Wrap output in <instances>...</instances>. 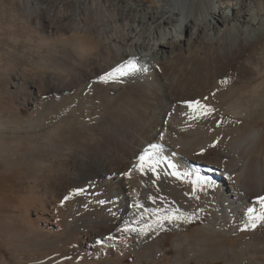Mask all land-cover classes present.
Returning a JSON list of instances; mask_svg holds the SVG:
<instances>
[{
	"label": "bare ground",
	"instance_id": "6f19581e",
	"mask_svg": "<svg viewBox=\"0 0 264 264\" xmlns=\"http://www.w3.org/2000/svg\"><path fill=\"white\" fill-rule=\"evenodd\" d=\"M23 3L26 18L34 17L41 23L37 27L41 25L50 37H58L57 42L73 49L70 64L66 62L69 67L63 68L74 74L72 79L57 74L43 85H25L22 101L31 118L23 124L0 115V194L33 193L36 180L45 175L43 189L52 198L63 193L74 174H80V179L91 177L96 187L89 205L92 225L86 222L88 226L82 230L71 226V200L63 206L54 203L51 213L44 212L52 200L46 197L38 212H31L34 209L25 202L17 204L22 209L18 217L22 228L18 233L10 231L14 234L8 233L9 238L30 236L47 241L45 237L52 231L68 225L66 235L52 242L71 241L76 244L74 249L94 256L102 254L99 244L108 235L124 250H138L144 245V258L150 260L162 254L159 230L170 228L177 233L173 246L181 251L179 256L184 252L213 256L207 264H219L218 257L230 264H264V223L255 229L246 227L247 209L261 211L257 197L264 196V128L255 126L264 122V0H59V5L43 16L39 15L38 0ZM68 32L72 33L70 38H66ZM47 40L40 42L46 44ZM258 56L262 60L255 65ZM130 60L136 66L134 72L100 79L108 73L107 65L114 69ZM49 93L58 95L64 105L61 107L70 110H66L68 115L63 111L67 116L63 114L60 120L59 115V123H54L48 134H42L43 142L37 143L38 133L33 135L28 128L34 126L31 123L44 108L42 95ZM190 100H200L213 111L198 115L184 103ZM100 118H107L99 123L102 133L90 128L92 119ZM249 122L254 124L247 127ZM62 130L68 135H61L64 138L56 142L54 138ZM84 144L98 151L103 146L107 155H80L82 147H87ZM152 144L158 145L150 151L159 163L155 172L147 168L141 172L134 165ZM38 145L46 150L39 147L43 153L39 152ZM52 166L58 174L49 172ZM13 170L33 184L22 190L6 188ZM140 173L171 188L174 201L171 196L170 213L162 209L166 201L160 207L157 201L142 199L137 188V181L143 179ZM197 176L211 178L214 186L201 185ZM105 200L106 206L102 204ZM208 207L209 216L200 227V236L194 239L186 228ZM171 213L174 217L165 220ZM183 259L180 264L192 263L189 257ZM0 264H10L1 253ZM137 264H143L141 259Z\"/></svg>",
	"mask_w": 264,
	"mask_h": 264
},
{
	"label": "rangeland",
	"instance_id": "374dc122",
	"mask_svg": "<svg viewBox=\"0 0 264 264\" xmlns=\"http://www.w3.org/2000/svg\"><path fill=\"white\" fill-rule=\"evenodd\" d=\"M38 2H39V6L41 7V9L39 10L40 16H43L44 12H47L49 9H54L57 5H59V0H38ZM40 2H42V3H40ZM70 5H69V7L71 8ZM22 12H24V14ZM26 14H27L26 8H25V4L23 3V0L22 1H20V0H0V115L7 117L8 119H10V120H12L18 124H20V123L23 124L25 121H27L26 120L27 118L28 119L31 118L30 113L28 111H26V106H24V101H22L23 96L26 97V95H24L25 90L23 89L25 85H26L25 87H27V86L31 87L33 82H35L37 84L40 83L39 85H43V84H45L46 81L52 80L50 77H52V78L54 77V79H55V76L57 74H60L62 76H68L69 75L70 78L72 79L73 74H74L73 73L74 71H71V70L68 71L69 68H67V70H65L66 68H63V67H69V66H66V62L68 64L69 63L68 60H72L70 58H73V56H74V55H72L73 49L71 47L66 48L65 47L66 44H63V42L58 41L59 43H61V44H59L57 42V40L59 39L58 37H57L58 39L56 37H52V36L50 37L47 34V32L44 30V28L40 25L41 23L39 21H37L34 17L32 19L29 16L26 18L25 17V16H27ZM23 16H24V18H22ZM30 22H31V24H30ZM38 23H40L39 25L41 26V28H40V26L37 27ZM40 29H42V30H40ZM66 34H68V35H66L67 37L65 36L66 38H68V36L70 38V35L72 36L71 32L70 33L68 32ZM47 35H48V37H47ZM52 38H54V39L56 38V39L54 40ZM47 39H49V40H47ZM41 40L42 41L47 40L48 43L46 41H45L46 44H44L43 42L41 43L40 42ZM41 44H43V45H41ZM39 54H41V55H39ZM73 54H74V52H73ZM41 56H43V57H41ZM57 57L59 60H56ZM44 58H45V60H44ZM60 58H61V60H65V62L63 61L64 62L63 64H62ZM46 59H47V61H46ZM261 60H262V58L258 56V58H256L254 64L256 65V63L258 62V65H259L261 63ZM38 61H39V63H38ZM56 61L60 62V64L62 66L59 64L61 66L60 67ZM39 65H41V66H39ZM60 68H61V71H60ZM112 68H113L112 66L107 65L106 70L108 69V72H109L110 70H112ZM66 71H68V72H66ZM58 72H60V73H58ZM43 73L46 74L47 76L44 75ZM53 75H55V76H53ZM24 81L27 83H25ZM46 95L45 94L42 95V96H44L41 99V101H43V102L40 103L41 106L42 105L44 106V108H40L41 106H39V108H40L39 114L41 115V116L40 115L39 116L41 117V121H40V117L38 116L37 117L38 120L36 119L37 121H34L31 123V125L34 124V126L30 125L31 127L28 128V130L31 134L37 136V133H38L39 136H37L38 139H36L37 143L43 142L42 134L43 135H44V133L48 134L46 132H48V130L52 129V126L57 125L59 123V121L62 120L63 116L65 115L64 112L68 115L67 112H69V110H70L68 107H66V108L61 107L64 105H63V103H61L62 101L58 97V95H55L54 93H49ZM60 103H61V105H60ZM60 108L63 109L62 114H60L61 113L60 112L61 110L59 111ZM45 109L47 110V112L45 111ZM18 110H19V112H18ZM66 110H67V112H66ZM44 114L45 115L47 114L48 117L43 116ZM59 115L62 117L57 122V119H59V117H60ZM67 115H65L64 117H66ZM43 117H46V119ZM102 119H104V120H102ZM106 119L107 118H100L99 120H95L96 122L98 121L97 122L98 126H97L96 122L94 121V119H92L91 124H92V122H94L93 123L94 126L92 124V126L90 125L91 126L90 128L91 129L95 128L94 130L97 129L98 131H100V133H102V131L104 129L102 127H99L100 126L99 123L102 124L104 121H106ZM47 120H49V121H47ZM38 121H39V123H38ZM42 122H43V124H42ZM45 122H47L46 123L47 126L48 125L50 126L52 124L50 126L51 128L46 127ZM54 123H55V125H54ZM95 124H96V127H95ZM253 124H254L253 122H249L247 124V127H251ZM36 126H38L39 128L38 127L35 128ZM255 126L257 129H263L264 128V122L260 121ZM33 127H34V129H33ZM44 129H46V130H44ZM6 131L11 132V130H9V129H7ZM40 131H41V133H40ZM61 132H64V135H63V133L60 134ZM61 132L58 135V136H60L59 139H58V136L54 138V140L56 142H58V140H60V139H63L64 137H62V136L68 135L67 134L68 131L62 130ZM40 138H41V141H39ZM84 146H87L88 148L82 147L84 149L82 150V152L81 151L79 152L80 155H82V153H86L88 155H91L92 157L94 155H96L97 153H98L97 155H99L100 157L107 155V153L105 154L106 150L105 149L102 150V148H104L103 146H101V148L99 149L100 152L98 150H96L95 148L90 147L89 144H87V145L84 144ZM37 147H38L39 152L43 148L42 145H38ZM39 147H41V150L39 149ZM44 150H46V149H44ZM42 151H41V153H43ZM90 151H92V152H90ZM48 152H50V151H48ZM48 152H47V154H49ZM55 154H57V152H55ZM85 165H86V163H85ZM85 165H82L81 167H84ZM2 167H3V162L0 160V171H1ZM49 172L51 174H58L56 172V169L53 166L51 167ZM77 173H79V171L76 172V174ZM10 174H11V179L7 182L6 185H4L6 188L13 189V188L20 187L18 189L22 190V189H26V187H30L33 184V181H28L24 176H21L20 174L18 176V174L16 173L15 170L11 171ZM141 174L142 173H140V175ZM143 174H145V173H143ZM74 175L71 177L72 180H71V183L69 185L71 188H69V186H68L67 187L68 189L66 188L63 191V193H61L60 196H58V197L54 196L55 199L52 198V195L50 192H44L43 183L45 180H47L46 175H45V177L43 176L44 178L42 177V178L36 180L37 187H36V190L33 191V193L31 192L32 194L30 192H27V193L25 192V194H24L21 191L18 193V195L15 194L14 196H8V195L2 196L0 194V253L3 254L4 257L7 258L8 262L10 264H45V263L46 264H53L54 261H56L54 264H56V263L59 264V261L61 262V264H71L70 262H72V261H75L77 263V260L79 261L80 264H82V260H80V259L84 260L83 261L84 264H90V263H92V264H94V263L95 264H109L111 262H114L117 264H137L138 259H141L143 264H173L175 261L179 262L177 264H180L181 261H185L183 259V257H186V258L189 257L190 260L192 261L191 264H207V262L212 261L213 256H211V257L210 256H203L204 254L202 255L201 253H194V254H188L187 253L186 254V252H184L183 257L179 256L181 251L173 246V239L177 233L172 232V230L170 228L169 229L163 228V229L159 230L158 238H159L160 243H162V254L161 255L158 254L157 255L158 257L151 258L150 260H146L144 258V254H145L144 249H143L144 245L141 246L138 250H134L133 248H129L127 250H124L122 247L119 248L120 245L117 243V241H114V239L111 236L109 237L108 235L105 236L106 240H102L101 244H99V248H101L100 251L102 254L96 255L94 253V256H93V254H89V253L74 249V248H76V244L74 246L73 243H71V241H70V243H68L67 240H61L60 243H59V241H57L58 243L55 241L56 244L54 243V241L52 242V240L54 238H57V236L60 237V236L66 235L67 230L70 229V227L68 225L59 231H57V230H56V232L52 231L51 232L52 235L49 234V237H48V235L45 237L47 241H42V239L38 240L36 238H35L36 239L35 240L33 237H30V236H26L24 238L23 237L22 238H15V239L9 238L10 233H11V235L14 234L13 232H15V231H16L15 233H18L22 228L20 225V222H19V218L21 216L22 209H20L19 206H17V204L25 202V203L30 205V208L34 209V210L31 209L32 210L31 212H35V211L38 212V211H40L39 205L41 203L45 202L46 197H48L47 198L48 201H50L51 199L52 200L50 201V205H48L49 207L47 206V208H46L47 210L45 209L44 212H48V214H49V212L51 213L52 212L51 206L54 203L55 204L59 203V205L57 204V206H63L65 204H67L66 202H69L71 200L70 201L71 204L69 202L71 209H73L71 214H70L71 217L69 219L71 223L73 222V224L71 226L74 225L73 226L74 229H81L82 230L83 227L86 228V226L92 225V221L94 219L92 217V213L89 212L92 210L89 205H92L91 197L95 193L96 185L92 182L93 180L91 177H86L85 179H80L78 177V175H80V174L75 175L76 177ZM140 175H138V176L140 177ZM141 176L142 177H140V178H143V179H139L140 181L138 180V177H137V180H138L137 181V186H138L137 188H139L138 190L140 191V193H142L141 194L142 199H144V200L147 199L146 201H150V197H151V199L153 201H157L159 204H161L160 207L163 206L164 202L166 201L165 202L166 205L164 204L162 209H164V210L166 209L165 212L170 213V207H173L171 199H172V201H174V198H173L174 195H173L171 188H169L166 185L164 186V185L157 184L155 179H153L150 176H146V174L144 176L143 175H141ZM15 181H16V183H15ZM81 181H82V183H81ZM138 183H140V185H138ZM18 184H20V185L18 186ZM165 188H167L169 191L166 190ZM66 190H67V192H66ZM29 193L31 195H29ZM66 193H67V195H65ZM89 193H91V194H89ZM40 194H41V196H40ZM69 194H70V196H69ZM151 194H153V195H151ZM155 195H156V197L158 196L159 198L158 197L156 198ZM167 195H170V196L168 197ZM82 196H85L86 200ZM162 196H164V197H162ZM66 197H67V199H66ZM70 197H71V199H70ZM170 197H171V199L169 200ZM80 198H82L81 199L82 201L80 200ZM26 199H27V201H26ZM159 199H161V200H159ZM53 200H55V201H53ZM78 200H80V201L78 202ZM81 202L86 203V204H80ZM60 203H62V204H60ZM77 203H79V204L76 205ZM107 203L108 202L106 201L105 203H102V204L103 205L105 204V206H106ZM15 206H17V207H15ZM72 207H75V208H72ZM86 207H87V210L85 209ZM167 207H168V211H167ZM15 209H17V210H15ZM18 209H20V210H18ZM84 209L86 212L84 211ZM209 211H210V207L206 208L204 210V213L197 219L198 220L197 222H195V221L191 222L187 226L186 232L192 238L196 239L200 236V232H201L200 227L203 225L204 221L208 218ZM84 213H85V215H84ZM87 214H88V216H87ZM173 215L174 214L171 213L170 216H173ZM74 217H76V219ZM30 218H33V213L32 214L30 213ZM91 218H92V220H91ZM86 222H89L88 225ZM85 223H86V225H85ZM81 225H83V226H81ZM12 230H13V232H10ZM226 237L229 238L230 235H226ZM110 238L112 240H110ZM230 238L232 239V237H230ZM48 239H50V240H48ZM37 241H38V243H37ZM50 241L53 243V245ZM44 242H45V244H44ZM49 242L51 244H49ZM64 242L68 243V246L65 245ZM39 243H41V244H39ZM114 245L116 247H118V246L119 247L116 248ZM70 246H72V247H70ZM104 246H107L106 247L107 249ZM108 246H110V247L108 248ZM107 250H109L111 252L109 253ZM78 251L80 252V254H78L79 253ZM74 253L76 256L74 255ZM103 254H104L105 258L104 257L101 258V256H103ZM86 255H88V256L90 255L91 258L89 259L88 256H86ZM86 259H87V261L85 263ZM216 260L219 261V264H230L229 262H226L223 259V257H218V258H216ZM79 263H77V264H79ZM72 264H73V262H72Z\"/></svg>",
	"mask_w": 264,
	"mask_h": 264
},
{
	"label": "snow or ice",
	"instance_id": "6c2138e0",
	"mask_svg": "<svg viewBox=\"0 0 264 264\" xmlns=\"http://www.w3.org/2000/svg\"><path fill=\"white\" fill-rule=\"evenodd\" d=\"M135 70H136V66L130 60L126 62L125 64H123L122 66H117L116 68L112 69V71L105 73L104 76L100 77V79L101 80L111 79L117 73L120 76H126L134 72ZM184 103L187 104L189 108H192L194 111H196L198 115L206 116V115H209L213 111V109L209 105L203 104L200 100L184 101ZM156 148H158V145H155V144L149 145L147 148H145L144 151L137 158L139 163L134 165V167L140 170L141 172H143L146 168L150 171L155 172V167L159 163V161L152 159L153 152L150 151V149H156ZM125 175H127V173H125ZM172 175H176V173H172ZM196 182L200 183L201 185L206 184L209 187L214 186V182L209 177L197 176ZM193 191H195V188L193 189ZM257 199L261 205V211L257 212L256 209L251 208V207L247 209V215L249 218V222L246 225V227H250L252 229H255L259 224L264 223V196L257 197ZM164 219L170 221L172 217L165 216ZM132 230L135 231V229H132Z\"/></svg>",
	"mask_w": 264,
	"mask_h": 264
}]
</instances>
